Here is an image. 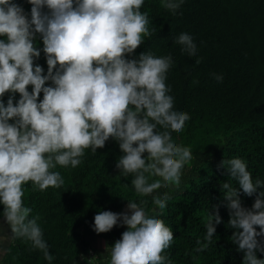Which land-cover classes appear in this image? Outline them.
<instances>
[{
	"label": "clouds",
	"instance_id": "obj_1",
	"mask_svg": "<svg viewBox=\"0 0 264 264\" xmlns=\"http://www.w3.org/2000/svg\"><path fill=\"white\" fill-rule=\"evenodd\" d=\"M28 3L31 19L14 0H0V37H5L0 39V204L11 238L30 242V250H40L51 264L54 257L38 224L40 217L30 218L32 208L25 205L24 186L31 183L40 191L60 188L64 179L53 171L57 165L76 168L86 149L95 154L112 138L123 153L116 167L121 175L133 176L137 195L178 187L192 152L177 145L172 133L182 132L190 116L174 110V97L169 95L166 74L173 64L171 55L156 57L147 52L127 58L156 31L149 28L148 13L141 11L144 0ZM182 3L162 0L161 6L175 14ZM37 34L43 39L47 75L35 64L41 55L34 43ZM175 43L183 46L182 52L196 55L189 34H179ZM213 75L223 81L221 74ZM49 81L52 86H45ZM6 93L12 95L5 105ZM16 93L18 102H14ZM219 167L227 169L238 184H222L229 226L236 230L230 239L244 253L243 264H264L256 255L264 253V242L257 239L264 237V192L251 209L243 207L239 198L240 190L253 196L264 181L253 182L241 158L223 160ZM171 198L164 192L153 196L152 202L163 210ZM146 203L128 200L122 213L95 215L97 234L111 231L118 222L127 227L114 245H106L109 264H171L163 253L172 245L173 231L162 219L146 213ZM220 222L217 206L215 215L207 217L206 243L197 240L194 253L208 248Z\"/></svg>",
	"mask_w": 264,
	"mask_h": 264
},
{
	"label": "trees",
	"instance_id": "obj_2",
	"mask_svg": "<svg viewBox=\"0 0 264 264\" xmlns=\"http://www.w3.org/2000/svg\"><path fill=\"white\" fill-rule=\"evenodd\" d=\"M14 2L31 19L28 0ZM161 4L162 0H144L141 11L148 13L149 28L156 31L144 37V43L127 58L147 52L156 57L172 56L173 64L166 74L169 95L174 97V110L190 116L184 130L173 132L172 137L177 145L190 148L192 159L182 169L178 187L139 196L131 184L133 176L125 177L117 169L123 153L118 142L110 138L95 154L86 149L76 168L57 165L53 171H59L64 179L60 188L40 191L31 183L25 185L24 202L32 208L30 218L40 217L38 224L54 257L51 264H109V256L104 258L88 240L100 239L111 246L127 227L118 222L111 231L97 234L94 217L101 211L122 213L128 200L147 201L143 205L146 213L172 229V245L163 253L171 264H243L244 253L230 239L236 230L229 226L230 211L222 191L224 182L233 187L238 184L219 166L223 160L241 158L253 182L257 178L264 181V0H183L175 14ZM181 33L192 36L197 46L195 56L182 52L183 46L175 43ZM34 43L41 51L35 64L47 75L39 34ZM197 59L201 63L197 64ZM213 74H221L223 81L218 82ZM45 86H52V82ZM28 91L32 92L31 85ZM11 95L6 93L2 98L5 105ZM19 99L16 93L14 102ZM164 192L172 198L161 210L152 197ZM260 192L264 186L251 197L240 190L242 206L251 209ZM217 206L221 222L215 225L212 243L204 252L194 253L197 240L206 243L207 217L215 215ZM3 208L0 204V223ZM257 239L264 242V237ZM30 249V242L12 239L0 264H49L40 250ZM91 251L97 255L93 263H89ZM256 255L264 260V253L257 251Z\"/></svg>",
	"mask_w": 264,
	"mask_h": 264
},
{
	"label": "rangeland",
	"instance_id": "obj_3",
	"mask_svg": "<svg viewBox=\"0 0 264 264\" xmlns=\"http://www.w3.org/2000/svg\"><path fill=\"white\" fill-rule=\"evenodd\" d=\"M126 210L127 208L124 211ZM11 235H12L11 228L6 223L5 219H3L0 223V261L2 260L5 252L7 251V248L11 243L12 240Z\"/></svg>",
	"mask_w": 264,
	"mask_h": 264
},
{
	"label": "crops",
	"instance_id": "obj_4",
	"mask_svg": "<svg viewBox=\"0 0 264 264\" xmlns=\"http://www.w3.org/2000/svg\"><path fill=\"white\" fill-rule=\"evenodd\" d=\"M90 242V244L96 249L98 250L101 255L104 258L108 257L107 251H106V243L101 241L100 239H89L88 240Z\"/></svg>",
	"mask_w": 264,
	"mask_h": 264
},
{
	"label": "built area",
	"instance_id": "obj_5",
	"mask_svg": "<svg viewBox=\"0 0 264 264\" xmlns=\"http://www.w3.org/2000/svg\"><path fill=\"white\" fill-rule=\"evenodd\" d=\"M90 254H91V257H89V263H93L94 261H96L97 255L94 254L93 251H91Z\"/></svg>",
	"mask_w": 264,
	"mask_h": 264
}]
</instances>
